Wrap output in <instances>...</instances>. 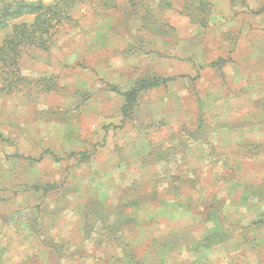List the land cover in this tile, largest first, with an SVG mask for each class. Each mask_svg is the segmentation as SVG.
<instances>
[{
  "label": "rangeland",
  "instance_id": "obj_1",
  "mask_svg": "<svg viewBox=\"0 0 264 264\" xmlns=\"http://www.w3.org/2000/svg\"><path fill=\"white\" fill-rule=\"evenodd\" d=\"M116 3L0 77V264H264V0Z\"/></svg>",
  "mask_w": 264,
  "mask_h": 264
},
{
  "label": "trees",
  "instance_id": "obj_2",
  "mask_svg": "<svg viewBox=\"0 0 264 264\" xmlns=\"http://www.w3.org/2000/svg\"><path fill=\"white\" fill-rule=\"evenodd\" d=\"M117 0H0V77L1 89L21 91L27 78L21 72V60L30 50L49 49L70 21V12L78 4L90 3L97 12L116 7ZM132 1V0H131ZM28 51V52H27ZM157 85L150 83L149 85ZM146 85V86H145ZM147 84L126 94L127 106L135 93ZM0 139H4L0 134ZM84 154V152H80Z\"/></svg>",
  "mask_w": 264,
  "mask_h": 264
}]
</instances>
